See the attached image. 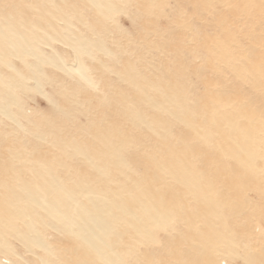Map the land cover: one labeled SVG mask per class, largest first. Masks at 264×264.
I'll list each match as a JSON object with an SVG mask.
<instances>
[{"label":"rangeland","instance_id":"rangeland-1","mask_svg":"<svg viewBox=\"0 0 264 264\" xmlns=\"http://www.w3.org/2000/svg\"><path fill=\"white\" fill-rule=\"evenodd\" d=\"M8 1L0 0V13L9 8ZM97 1L20 0L27 6L19 18L22 36L16 37L20 55L2 51L1 56L17 65L21 79L15 102L9 104L6 114L0 112V161L18 171L6 175L0 171V192L9 178L14 184L28 180L31 171L19 166L31 162L38 172L33 173L34 178L42 179L51 193H57L54 201H60L65 193L57 188L94 185L98 199V191L106 189V175L118 182L132 174L149 175L144 157L165 144L143 123L133 120L119 101L124 98L127 107L148 116L155 108L134 98V80L160 85L169 79L182 89L183 102L189 108L194 105L197 122L204 121L208 111L200 107L211 96L219 107L209 111H218L225 119L218 126L202 121L204 128L182 140L187 126L173 114L162 112V128L157 133L172 147L187 148L193 155L188 163L191 170H197L194 178L205 177L217 192H226L219 211L235 206L243 212L246 218H237V234L229 232L233 239L230 254L225 255L221 246L214 263L246 264L243 253L264 249V0H106V6L105 0H99L103 5L100 10ZM79 64L82 76L75 70ZM0 67L8 72L1 61ZM126 74L134 79L129 80ZM143 87L148 94L155 93L150 84ZM165 106L171 107L169 103ZM99 120L105 133L110 134L113 128L124 134V143H110L123 162L113 165L104 158L88 159V154L76 152L74 146L79 142L98 150L100 145L87 128ZM245 148L248 156L242 155ZM7 149H14L16 156ZM232 150L241 156L234 158ZM38 152H45L47 159L31 157ZM229 179L236 182L230 188L224 182ZM31 206L32 227L46 244V251L36 245L26 247L5 232L8 249L0 251V264H38V256L44 255L58 264L60 258L72 256L73 240L81 247L71 228L59 224L36 204ZM186 206L194 208L193 201ZM13 222L23 226L17 219ZM175 222L167 232L163 229L174 223L172 218L167 225L162 222L161 228L152 226L156 240L136 242L135 252L163 256L165 234L178 238L184 228L183 221ZM246 223L250 226L245 228ZM118 253L125 261L130 247H121Z\"/></svg>","mask_w":264,"mask_h":264},{"label":"bare ground","instance_id":"bare-ground-1","mask_svg":"<svg viewBox=\"0 0 264 264\" xmlns=\"http://www.w3.org/2000/svg\"><path fill=\"white\" fill-rule=\"evenodd\" d=\"M98 1V5L96 3L95 5L100 10L103 5ZM103 3L104 6L108 4L106 0ZM7 5H9V8H4L6 10L0 13V61L9 68L8 72H4L0 67V112L3 115L7 113L9 104L15 102V90L18 83L20 84L21 75L17 65L4 59V54L1 56V53L6 51L5 53L14 56L20 55V46L16 37L22 36V32L19 31V18L21 20V17L24 16L23 7H27L24 2L20 4V0H9ZM32 5L33 3H31ZM38 9L41 13L44 12L43 9ZM28 36L30 37V35ZM13 37H15V40ZM28 40L31 42L30 38ZM29 42H24L25 46L30 47ZM7 45L10 47L5 50ZM75 70L77 75H84L80 64ZM127 78L133 80L134 76L128 75ZM171 81L167 79L165 83L159 85L151 83L150 80H134V98L137 97L138 102H146V104L155 108V111L148 115L149 117L144 115L140 109L127 107L124 104V98L119 101L125 107V110L130 113L133 120L143 123L150 131L160 137V142L162 141L165 144L163 148L160 146V149L152 151L153 154L143 156L146 160V172H149V175L132 174L130 177L126 176L125 181L119 182L118 179L114 181L106 175L107 186L104 191H98V199L95 197L97 194H94V185L82 186L78 182L80 184L78 187L57 188L61 191L60 193L62 191L65 193H63L64 197L60 201H54L52 197L57 193H51L48 190L50 186L44 185L42 179V182H40L37 178H34L33 173L38 174V172L35 171L33 163H29L28 166H19L20 169L27 168L31 171V174L28 180H23L19 184H14L12 179L8 177L9 181L6 178L7 181L1 188L0 251L3 252L8 249L4 237L5 232L18 238L26 247L36 245L46 251V244L39 236L40 234H35L37 232H34L32 227L34 211L31 203H34L44 209L59 224L71 228L75 236L79 238L78 241L83 243L79 242L81 244V247H79L76 243L77 240H73L70 245L71 248L74 247L72 256L68 254L69 258H60L61 262L58 264H215L214 254L221 246L225 248V255L226 252L230 254L233 239H229V235H231L229 232L233 231L237 234V225H239V219L237 218H246L243 212L235 206L219 211L217 207L226 201V192H217L213 188V184L205 177L194 178L193 176L197 173V170H191L188 163L193 155L188 152L187 148L177 149L174 144H172V147L157 133L162 128L160 113L162 117L164 113L173 114L185 127L187 126L186 134H182L180 137L182 140L186 138L187 134H191L192 137L199 129L204 128L200 123L203 120L197 122L194 119V105L189 108L183 102L182 89ZM145 84H150L155 93L148 94L143 87ZM164 86H167V88H164ZM208 98L210 101L200 107L202 110L207 109L206 111H208L205 115L203 114L205 116L203 124L218 126L225 119L220 115V112L209 111L213 107L218 108L219 106L217 101H214L213 96ZM166 103H169L171 107H166ZM5 116H8V114ZM124 116L129 119V116L125 114ZM163 119L166 121L165 118ZM101 124V120L93 121L90 122V127L87 128L93 139L100 145L96 146L98 149L96 152L77 139L66 140L67 142H79L74 146L76 152L88 154V159L104 158L108 163L112 162L113 165L117 162H123L117 149L110 147V143H114V140L119 144L124 143L122 139V137L126 139L124 134L113 128L114 131L110 134L105 133ZM248 151L246 148L243 149L242 155L248 156ZM8 153L15 154V151L14 149L8 150ZM30 155L33 158L38 155L44 156V160L47 159L45 152L31 153ZM232 155L237 158L241 156V152L232 150ZM31 157L28 156V158ZM185 157L187 158L186 161L184 160ZM2 162L1 160L0 171L5 175L18 171L16 166H7ZM224 182L228 188L236 183L233 179L224 180ZM74 189H77V191L74 192ZM76 193H80V197L84 198V201L80 200L79 197V199L76 198L75 196L79 195ZM102 199H106V202H101ZM189 200L193 201L194 208L186 206ZM21 202L26 203L24 207L20 205ZM103 205L110 206L112 209L104 208ZM178 208H180L179 211ZM170 218L174 220V223L164 227L163 231L167 232L172 225L175 226L176 220L183 221L184 228L181 232L178 231L180 232L178 238L176 236L169 238L168 234H165L167 236L165 237V244H163V251H161L163 256L146 251H144L145 253L135 252L138 250L135 248L136 242L139 241L143 244L142 239H144V242H154L156 240L154 232L151 231L152 226L154 229L161 228L162 222L167 225ZM14 219L23 222V226H18L16 222H13ZM248 223L245 224V228L250 226ZM72 226H75V228H72ZM65 230L70 233L69 230ZM127 245L130 247L131 253L128 255L127 260L123 261L118 251L121 247ZM183 245L186 247L183 248ZM243 254V257H247L245 259L246 264H264V249L256 250V252L249 253V255H247L248 252ZM161 257L162 259H160ZM52 262L53 260L47 255L38 256V264H52Z\"/></svg>","mask_w":264,"mask_h":264}]
</instances>
